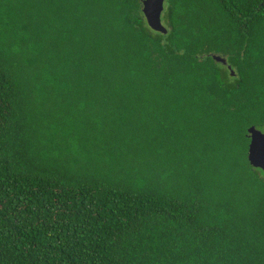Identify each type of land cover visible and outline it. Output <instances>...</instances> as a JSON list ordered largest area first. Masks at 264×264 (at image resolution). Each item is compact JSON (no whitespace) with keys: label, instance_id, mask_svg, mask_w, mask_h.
I'll return each mask as SVG.
<instances>
[{"label":"trees","instance_id":"16d2710c","mask_svg":"<svg viewBox=\"0 0 264 264\" xmlns=\"http://www.w3.org/2000/svg\"><path fill=\"white\" fill-rule=\"evenodd\" d=\"M162 20L0 0V264H264V0Z\"/></svg>","mask_w":264,"mask_h":264},{"label":"water","instance_id":"95a60500","mask_svg":"<svg viewBox=\"0 0 264 264\" xmlns=\"http://www.w3.org/2000/svg\"><path fill=\"white\" fill-rule=\"evenodd\" d=\"M164 0H141V11L150 29L160 33H166L167 28L162 22ZM211 57L226 65L230 75L234 74L231 66L227 64L226 58L219 54H211ZM248 137L246 158L250 166L259 168L264 172V130L250 125L246 130Z\"/></svg>","mask_w":264,"mask_h":264},{"label":"rangeland","instance_id":"374dc122","mask_svg":"<svg viewBox=\"0 0 264 264\" xmlns=\"http://www.w3.org/2000/svg\"><path fill=\"white\" fill-rule=\"evenodd\" d=\"M162 22H163L164 26H166L163 20H162Z\"/></svg>","mask_w":264,"mask_h":264}]
</instances>
